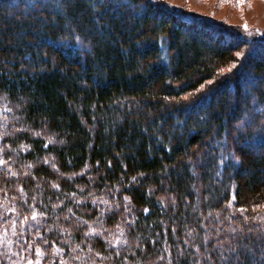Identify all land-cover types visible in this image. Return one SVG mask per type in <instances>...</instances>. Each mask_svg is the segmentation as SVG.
I'll return each mask as SVG.
<instances>
[{"label": "trees", "instance_id": "1", "mask_svg": "<svg viewBox=\"0 0 264 264\" xmlns=\"http://www.w3.org/2000/svg\"><path fill=\"white\" fill-rule=\"evenodd\" d=\"M0 160V264H264V233L210 230L264 207V40L147 0H0Z\"/></svg>", "mask_w": 264, "mask_h": 264}, {"label": "rangeland", "instance_id": "2", "mask_svg": "<svg viewBox=\"0 0 264 264\" xmlns=\"http://www.w3.org/2000/svg\"><path fill=\"white\" fill-rule=\"evenodd\" d=\"M155 6L163 7L186 18L207 19L213 23L220 24L224 28L239 34L248 40H264V0H147ZM247 25V29H245ZM115 193V192H114ZM113 193V195H115ZM160 199L170 205L172 197L165 194L159 195ZM105 195L99 199L101 207L114 212L117 224L114 229L105 232L109 234V240L117 244L123 236V229L129 221L130 209L126 202L116 198L107 200ZM228 216L224 224L214 223L210 227L212 233L218 235L219 244L224 245L232 242L233 235L239 230H250L252 232L264 233V207L253 208L246 213L242 209L235 208L233 201L227 206ZM12 211L3 203H0V248L7 251L8 247L14 245L10 240L19 235L16 231L15 218ZM20 232V231H19ZM104 232V233H105ZM20 236L17 238L19 239ZM16 243V241L14 240ZM15 258V257H14Z\"/></svg>", "mask_w": 264, "mask_h": 264}, {"label": "snow or ice", "instance_id": "3", "mask_svg": "<svg viewBox=\"0 0 264 264\" xmlns=\"http://www.w3.org/2000/svg\"><path fill=\"white\" fill-rule=\"evenodd\" d=\"M244 27H245V29H247V25H245ZM3 163H4V161L3 160H0V164H3ZM32 219L33 220L36 219V215L35 214H33Z\"/></svg>", "mask_w": 264, "mask_h": 264}]
</instances>
